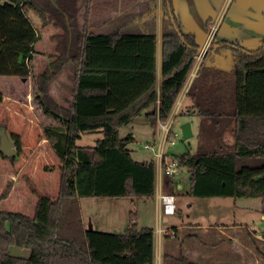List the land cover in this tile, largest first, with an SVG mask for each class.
Masks as SVG:
<instances>
[{"label":"trees","instance_id":"16d2710c","mask_svg":"<svg viewBox=\"0 0 264 264\" xmlns=\"http://www.w3.org/2000/svg\"><path fill=\"white\" fill-rule=\"evenodd\" d=\"M48 2L40 6L35 0H0V76L27 79L31 75L30 61L39 40L31 11L43 25L50 23L53 4ZM166 5L171 17L172 0H166ZM171 22L175 25L172 18ZM181 33L175 28L162 36L160 97L156 34L86 32L78 38L81 49L70 54L63 43L61 57L38 77L35 86L41 109L59 120L43 130L61 162V195L40 194L32 216L0 207V264H155V231L139 225L136 206L124 231L89 230L83 223L80 199L128 197L137 202L155 197V160H136L128 147L135 140L133 134L121 137L119 127L157 101L158 109L147 115L150 123L155 127L169 120L199 49L194 33ZM218 43L225 45L213 44L215 51H234V72L204 71L193 80L188 94L200 117L199 139L209 120L228 118L234 122L233 150L200 145L196 153L188 150L174 159L190 171L186 195L260 197L264 217V40L256 50H246L238 42ZM146 50L151 53L149 63L142 59ZM68 62L75 67L74 99L60 113L49 84ZM96 131L103 137L95 145L77 144L84 133ZM14 137L19 154L21 138ZM164 176L165 193L176 195L175 175ZM11 246L28 248L30 255H12ZM178 264L199 263L183 256Z\"/></svg>","mask_w":264,"mask_h":264},{"label":"rangeland","instance_id":"374dc122","mask_svg":"<svg viewBox=\"0 0 264 264\" xmlns=\"http://www.w3.org/2000/svg\"><path fill=\"white\" fill-rule=\"evenodd\" d=\"M35 1L40 6L48 1L51 5L53 4L50 23L46 25H43L36 12L30 10L32 21L39 31L36 54H40L42 59L33 56L30 61L31 75L27 79L17 76H0V94L2 96L0 124L5 128L7 134L4 145L0 140V207L6 211H17L30 216L35 213L40 194L58 197L61 195L63 184L60 159L50 142L45 138L43 130L44 126L55 125L50 119L53 116L47 115V113L48 117L40 114L38 112V109H41L40 95L36 99L34 97L38 94L35 87L38 77L57 57H61L63 46L66 45L69 54L76 49L80 50L78 38L86 32H95L100 29L109 15L114 14L116 8L121 10L120 12L127 10L135 17L137 16L136 12L143 8L141 12H138L141 13V16L136 17L140 18L136 22L128 24L127 29H132V25L142 24L145 27H152L162 34L168 27V30L174 31L166 13V0ZM172 7L179 29L184 33H195L202 43H205L215 28L213 38L216 40L239 41L246 50H256L263 44L264 0H252L248 7H241L236 1L227 4L226 0H172ZM104 30H108V28H104ZM210 44L213 46L215 43L211 41ZM232 53L235 54L234 51ZM34 59L36 62L33 64ZM70 64L73 63H66L64 69L60 70L49 84V94L59 106L60 113L63 109L70 108L69 99L73 95L74 71ZM224 67V71L228 72L230 67L233 69V64H224ZM16 99L20 103L15 101ZM28 108L34 115L28 113ZM52 108L54 107L52 106ZM42 111L44 110L42 109ZM226 119V126L228 125L229 128H226L228 132L225 136L222 135L224 137L222 139L223 146L219 143L218 134L213 130L216 128L215 123L207 129L199 141L198 116L179 114L173 124V132H176L177 135L171 134L170 138L164 142L163 153H165L166 161L169 162L174 159V155L184 154L188 150L196 153L200 145L206 149L217 147L224 151L233 150L235 138L231 132V129L233 131L234 128L231 126L234 123L232 120ZM148 121L145 115L138 116L130 123L120 126L119 133L121 137L127 136L130 132L135 136V140L129 146L132 149L133 157L142 160L147 155L153 154L157 161L164 132L161 127L157 126L158 124L153 127ZM184 121H189L193 125V136L188 139L183 137L180 128ZM14 134L20 135L24 146L19 154L16 152L19 157L17 160L11 158L14 154L8 153L9 147L15 145ZM102 137V133L99 132L85 134L77 141V144L80 146L95 145L97 140ZM171 139L175 141V144L170 143ZM147 144L152 145V148L146 149ZM190 176V171L185 166L180 167L174 176V191L178 201L181 202L182 209L180 211L182 214H177L178 207L177 215L164 216L170 217L176 222L184 220L188 223L187 225L190 222L195 234L202 239L204 235L200 225H204L208 230H213L217 227L215 225L219 224L226 228L227 234H238L240 236V242L237 243L239 249L234 247L233 240L225 237V240L220 241L218 250L211 252L212 256H215L213 258L220 259L218 263L214 264H264L262 198L190 197L185 194L190 190ZM180 181L182 188H177L176 185ZM130 199L128 197L83 198L82 212L88 227L90 224L93 225L90 220L92 218L95 225L93 229L110 232H113V229H119L123 217L125 218L127 215L125 210ZM152 215L147 213L146 219L149 220ZM164 216L163 220L166 219ZM158 219L159 216L155 215L156 222ZM171 230L177 233V228ZM172 241L176 244L182 242L174 238ZM10 252L12 255L21 257L30 255L28 248L19 246H11Z\"/></svg>","mask_w":264,"mask_h":264},{"label":"crops","instance_id":"0c3cea01","mask_svg":"<svg viewBox=\"0 0 264 264\" xmlns=\"http://www.w3.org/2000/svg\"><path fill=\"white\" fill-rule=\"evenodd\" d=\"M141 1H143V0H141ZM226 1L228 4L229 2L232 3L236 0H226ZM142 9H140L136 12V15H137L136 17L141 16V13H138V12L139 11L141 12ZM120 11L117 10V8H116L114 11V14L109 15V18L104 21L102 26H100L101 28L98 29L97 31L93 32V33H97V34H116V33H121V34H128V33L156 34L158 37L157 54H156L157 92H158V97H160L161 65H162V36H163V34L160 32L158 33L152 27H145L142 24L132 25L133 26L132 29H127L126 27L128 24H131V22H136L137 19H139L140 17L136 18L133 14H130L127 10L125 12H120ZM168 17L171 20V17L169 15H168ZM131 18H132V20H131ZM171 24H172V22H171ZM172 26L175 29V25H172ZM104 28H108V30H104ZM168 29H169V27H168ZM168 29H166V31L164 33H170L173 31V30L171 31ZM214 31H215V28L213 29V32L210 35V37H208L206 39L205 43L204 42L202 43V41L198 40V37L194 33L195 37H196V42L199 46V49L204 47L207 43H209L211 41L216 42L215 47L224 46V43H218V42L223 41V40H226L227 42L230 43V41L227 39L216 40L215 38H213ZM187 33H193V32H187ZM234 42L239 43V41H234ZM243 48L245 49V47H243ZM199 53H200V51H198L196 59H197L198 55H200ZM34 56H37L38 59H40V60L42 59V56L40 54H36V55L34 54ZM142 59L146 63L151 62L152 58H151V53L149 52V50L145 51L144 57H142ZM196 59H195V62L193 64L191 71H190V74H189V77L193 76V78L191 79L190 82H187L185 84V86L183 87V89L180 93L179 99H178V101H177V103H176V105H175V107L171 113L169 120L166 123H162L160 121L157 123L158 124L157 126L161 127V129H163L162 131L164 132V135H165L164 126L167 124H170V128L173 129L174 120L179 114H182L184 116L196 115L195 110H193V108H192L193 99L191 96H189L188 90L191 86V83L193 82V80L197 76H202V73L204 71L207 72L208 70L212 71V73L215 74L216 73L215 70H218V69L224 70L225 69L224 64L225 65L226 64H230V65L233 64V67H234V55L232 53V50L227 49V48H222L219 51H215V49H210L204 54V56H202V59L200 61L199 60L196 61ZM35 62H36V60L34 59L32 61V63L34 64ZM70 67H72L73 71H74V74H73L74 75V87H73V91H72L73 95L70 96V99H69V105L71 106L72 101L74 99V88H75V84H76V80H75L76 75H75L74 65L70 64ZM228 72H230V74H232V72H234V69H232L230 67ZM214 76H217V75H214ZM223 76H224V74H223ZM68 77H70V76H68ZM37 96H39V94L34 95L35 99ZM26 99H28V98H26ZM144 99H146V97L142 98V100H144ZM15 101L20 103V101L18 99H16ZM158 107H159V101H157V103H155V104L149 105V106L145 107L144 109H142L138 115H136L135 117L132 118V120L136 119L138 116L145 115L146 120L148 121L149 118L147 117V115L149 113L155 111V109H158ZM66 109H69V107H67ZM38 112L40 114H42L43 116L48 117L47 116L48 114L46 115V113L44 111H42V109H38ZM28 113L31 115H34V113H32L31 109H29V108H28ZM198 118H199V133H200V117H198ZM50 119H52L53 124H55V125L59 124L58 119H54V117L50 118ZM184 122H187V121H184ZM226 122H227L226 118H220V119L212 120V121L209 120L207 123V129L212 127L213 123H215L216 128L215 129L213 128V130L215 131L216 134H218L217 137L219 139L220 144H223L222 139L224 137L222 135L225 136V134L228 132L226 128H229V126L228 125L226 126V124H227ZM191 126L193 128L192 124H191ZM231 127L234 128V124ZM207 129L205 132H207ZM96 132L102 133L100 131H96ZM231 132H233L232 129H231ZM91 133H93V132H91ZM130 133L133 134L132 132H130ZM85 134H89V133H84L83 135H85ZM134 138H135V136H134ZM99 139H101V138H99ZM163 139H164V137H163ZM163 139H162L161 146H160L162 153H163L162 148H164V143H163L164 140ZM199 141H200V139H199ZM21 143H22V139H21ZM129 146H130V144H129ZM150 146H151L150 148H152V145H150ZM223 146H224V144H223ZM23 148H24V146L22 144V149ZM150 148H146V149H150ZM130 150L132 153L131 148H130ZM163 155L165 156V153H163ZM132 156H133V154H132ZM157 157H158L157 161H156L155 156L153 154L147 155V157H144L142 160L134 157L136 160H139V161L155 160L156 169H157L156 195L154 198L142 199V200H139L137 202H134L132 199H130L129 202L127 203V207L125 210V213L127 212V215H125V218L123 217L122 222H121V227H119V229H116V230L113 229L114 230L113 232L118 233V232H122L123 230L126 229L128 221H129V212L133 208V206H136L137 211H138V223H139V225L141 227H153L154 231H155V238H154L155 264H178L179 259L183 256H185V257L189 258L191 261H193L195 263H199V264L218 263L220 261V259L217 260L216 258H213L215 256H212L211 252H215L218 250V248L220 247V244H219L220 241L225 240L226 239L225 237H227V238L229 237L231 240H233L234 247L236 249H239L237 243L240 242V236L238 234H234V233L232 235L227 234L226 228L221 227L219 224L215 225L217 227L213 228V230H208L207 228H205L204 225H200L201 228L203 229V235H204V237L202 239V238H198V235L195 234V230L192 227V224L190 222H189V225H187L188 223L185 222L184 220H182L181 222H176L172 218H170V217L167 218L164 216V215H166V216H170V215L164 214L160 208L159 197H160V194L165 193V186H164L165 176H164V172H163V159H161L158 155H157ZM15 159L17 160V159H19V157L17 156V158H15ZM176 186H177V188H182L181 181ZM187 193H188V191L185 194H187ZM82 201H83V198L80 199L81 210L83 208L82 207ZM113 201H115V200H113ZM176 202H177V209L179 207L177 214L180 215V213H182V211H180L182 209V207H181V202L178 201L177 196H176ZM147 213L153 214L149 220L146 219ZM177 214L175 213L173 215H177ZM155 215L159 216L158 222H156V220H155ZM163 216H164V218H166L165 220H163ZM82 217H83L84 225L86 227H88V224L84 219L83 212H82ZM90 220L93 223V226H94L93 228H95V225H94V222L92 221V218ZM175 228H177V233H176V231L173 230L174 231L173 232L171 230V229H175ZM213 235H216V236L213 237ZM172 238H174L175 240L182 241V242L180 244H176L174 241H172Z\"/></svg>","mask_w":264,"mask_h":264},{"label":"built area","instance_id":"2783aa9c","mask_svg":"<svg viewBox=\"0 0 264 264\" xmlns=\"http://www.w3.org/2000/svg\"><path fill=\"white\" fill-rule=\"evenodd\" d=\"M211 42L207 43L202 51L199 53L200 55H198V60L200 61L202 59V56H204V54L208 51L207 50V47L208 45L210 44ZM193 78V76H190L187 80V82H190L191 79ZM186 82V83H187ZM185 86V85H184ZM164 126V125H163ZM171 128H170V124H167L164 126V131H165V135H164V142L167 141L170 137L168 136L169 135V132H170ZM174 135H177L176 132H174ZM163 142V143H164ZM170 143L171 144H175V141L173 139L170 140ZM146 148H150L151 146L149 144H147L145 146ZM163 149V148H162ZM158 156L163 159L164 158V155L162 153V150L160 149V152L158 153ZM180 169V166H179V163L178 161H176L175 159H172L170 160L169 162L166 161L165 159V162L163 163V172L164 174H167V175H176V173L179 171ZM160 208L162 210V212L164 214H167V215H173L176 213V210H177V202H176V196L173 195V194H167V193H162L160 194Z\"/></svg>","mask_w":264,"mask_h":264},{"label":"water","instance_id":"95a60500","mask_svg":"<svg viewBox=\"0 0 264 264\" xmlns=\"http://www.w3.org/2000/svg\"><path fill=\"white\" fill-rule=\"evenodd\" d=\"M252 0H236V3L241 6V7H248L250 4H251ZM170 14H171V18L175 24V28H176V31L179 33V35L181 36L182 33H181V30L179 29L177 23L175 22L174 20V14H173V11L171 10L170 11ZM225 45V44H224ZM228 45H231L230 43ZM203 47L200 48L198 51H202ZM209 49H212V46L211 44L208 45L207 47V50ZM181 130H182V133H183V137L185 139H188L190 138L192 135H193V130H192V126H191V122L187 121V122H184L181 126H180ZM7 139V134L5 132V128L3 126H0V140L2 142V144L4 145V142L5 140ZM17 152V149H16V146L15 145H11L9 147V151L8 153L9 154H16ZM89 230H92L93 229V225L90 224L89 227H88Z\"/></svg>","mask_w":264,"mask_h":264}]
</instances>
